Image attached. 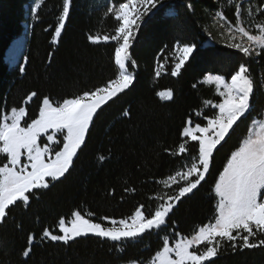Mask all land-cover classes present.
I'll list each match as a JSON object with an SVG mask.
<instances>
[{
  "label": "trees",
  "instance_id": "16d2710c",
  "mask_svg": "<svg viewBox=\"0 0 264 264\" xmlns=\"http://www.w3.org/2000/svg\"><path fill=\"white\" fill-rule=\"evenodd\" d=\"M32 2L0 0V114L25 106L28 122L37 118L44 97L62 102L116 77L114 42L93 44L88 37L114 34L117 22L107 10L121 0H72L58 43H53V36L63 0H43L30 20L26 7ZM260 3L261 0H161L156 13L145 17L133 41L130 51L136 66L130 68L135 73L132 86L98 111L69 173L39 192L38 198L33 197L29 207L13 206L6 222L0 223V264H146L161 248L165 235L174 242L173 230L190 236L194 229L212 221L215 199L211 190L215 179L246 134L251 119L264 116V54L244 57L227 44L210 40L211 19L221 11L235 24L234 5L239 4L247 27V9H255ZM253 18L264 19L259 13ZM29 22L26 53L21 64L12 69L4 62L6 51L23 36V25ZM252 30L255 32V28ZM209 41L213 45L205 46ZM178 44H195L197 48L176 77L170 73ZM240 63L249 67L255 84L252 115L238 122L231 139L215 155L206 181L174 209L167 232L146 233L139 240L125 242L123 251H118L114 242L93 236L69 244L42 239L45 229L59 234L58 220H70L74 211L93 213L94 222L105 226L110 224L101 221L102 217L126 219L140 205L148 214L159 203L155 197L172 192L160 181L187 162L171 154L183 140L185 121L191 117L193 123H205L195 113L210 115L213 110L206 109L204 101L220 100L214 86L202 83L203 78L220 74L229 79ZM161 64L165 67L157 77ZM169 89L173 99L163 101L157 93ZM31 92L37 96L24 104ZM101 156L105 159L100 160ZM3 162L0 156V164ZM30 235L35 236L32 251L29 257H23ZM214 262L264 264V248L228 249Z\"/></svg>",
  "mask_w": 264,
  "mask_h": 264
},
{
  "label": "snow or ice",
  "instance_id": "6c2138e0",
  "mask_svg": "<svg viewBox=\"0 0 264 264\" xmlns=\"http://www.w3.org/2000/svg\"><path fill=\"white\" fill-rule=\"evenodd\" d=\"M71 4L72 0L62 2L53 43L59 42ZM159 4L161 0H121L107 10L117 22L114 34L88 37L93 44L114 42L113 59L117 73L114 79L62 102L44 97L37 118L30 122L26 120L28 111L25 106L12 107L10 114H0V156L4 159L0 164V223L6 222L13 206L29 207L33 197L38 198L39 192L48 189L52 182L60 181L72 169L98 110L132 86L135 73L130 68L136 66V61L130 50L143 18ZM234 7L235 24L228 21L223 12L217 13V23L223 22L221 27L225 29L226 46L244 57L264 54V19L256 21L253 18L256 13L264 17V0L257 8L247 9L250 17L247 27L241 19V5ZM196 48L195 44L176 46L172 76H180L181 69ZM164 67L159 65L155 73L157 77ZM202 83L214 86L220 100L215 103L204 101V106L213 110L210 115L195 113L205 123L194 124L191 117L185 121L181 132L183 140L171 154L185 158L187 162L160 181L164 188L172 189L171 193L155 197L159 203L148 214L145 206L140 205L126 219L117 221L102 217L101 221H109L110 226L94 222L93 213L84 215L81 211H74L70 220H58L59 234L45 229L42 239L69 244L78 238L94 236L114 242L117 250L123 251L125 242L139 240L146 233L159 235L167 232L174 209L206 181L215 155L231 139L238 122L249 119L254 110L251 101L255 84L245 63H240L229 79L220 74H207ZM157 95L165 101L173 99L170 89ZM36 96V92H31L24 104ZM42 137L46 139L42 141ZM56 146L59 150H55ZM104 159L100 157V160ZM211 191L215 199L212 221L194 229L190 236L173 230L174 242L165 235L161 248L146 264H215L214 258L228 249L264 248V116L251 119L246 134L226 158ZM34 239L35 236L28 237L29 246L22 251L23 257H29Z\"/></svg>",
  "mask_w": 264,
  "mask_h": 264
},
{
  "label": "rangeland",
  "instance_id": "374dc122",
  "mask_svg": "<svg viewBox=\"0 0 264 264\" xmlns=\"http://www.w3.org/2000/svg\"><path fill=\"white\" fill-rule=\"evenodd\" d=\"M37 4H41L40 3V0H33V2H32V5L31 6H29V7H26V11L28 12V15H27V18H29L30 20H33V18H34V16L36 15V13H37V11H38V8L40 7H37L36 5ZM157 9V8H156ZM156 9H153L148 15H146V16H148V17H151L152 15H154L155 13H156ZM172 12V11H171ZM221 12V11H220ZM168 14H170V12H168ZM145 16V17H146ZM145 17L143 18V20L145 19ZM211 21H212V23H211V25H210V31H209V34H210V40H213V39H215V40H218L219 42H221V43H224V44H227V42H226V40H225V37H224V35H223V33H224V31H225V29L223 28V27H221V23H223V22H221V23H217V13H215L213 16H212V19H211ZM143 23V22H142ZM27 25H25V30L26 31H28L29 30V27L31 26L30 25V22L29 23H26ZM63 32V31H62ZM28 33H29V31H28ZM213 45V43H212V41H209L208 43H206V45L205 46H212ZM176 55H177V53H176ZM24 56V55H23ZM22 56V57H23ZM21 57V58H22ZM21 58H20V60L17 62V64L16 65H14V66H12V68H16V67H18L19 66V64H21V62H22V60H21ZM262 89H263V91H264V83L262 84ZM163 101H165V100H163ZM103 107V106H102ZM206 109H208L207 107H206ZM99 111V110H98ZM95 118V117H94ZM198 118H200V117H198ZM195 124V123H194ZM91 127V126H90ZM46 138H44V137H42V141L43 140H45ZM59 146H56L55 147V150H57V148H58ZM79 153V152H78ZM78 155V154H77ZM76 159V158H75ZM75 159H74V161H75ZM62 179V178H61ZM174 187V186H173ZM90 237V236H89ZM94 237V236H93ZM83 238H85V237H83ZM78 239H81V238H78ZM77 239V240H78Z\"/></svg>",
  "mask_w": 264,
  "mask_h": 264
},
{
  "label": "bare ground",
  "instance_id": "6f19581e",
  "mask_svg": "<svg viewBox=\"0 0 264 264\" xmlns=\"http://www.w3.org/2000/svg\"><path fill=\"white\" fill-rule=\"evenodd\" d=\"M25 25H27V24H25ZM25 25H23L24 26L23 36L20 37L19 39H16L10 45L8 50L6 51L4 62H6V64L9 65L10 68H12V66L16 65L17 62L20 60V58L23 55H25V53H26L27 44H28V35H29L28 31L29 30L28 31L25 30ZM207 47H209V46H207ZM22 58H21V60H22Z\"/></svg>",
  "mask_w": 264,
  "mask_h": 264
}]
</instances>
